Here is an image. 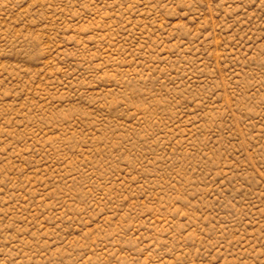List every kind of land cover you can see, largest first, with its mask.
Instances as JSON below:
<instances>
[{
	"label": "rangeland",
	"instance_id": "374dc122",
	"mask_svg": "<svg viewBox=\"0 0 264 264\" xmlns=\"http://www.w3.org/2000/svg\"><path fill=\"white\" fill-rule=\"evenodd\" d=\"M0 264H264V0H0Z\"/></svg>",
	"mask_w": 264,
	"mask_h": 264
}]
</instances>
